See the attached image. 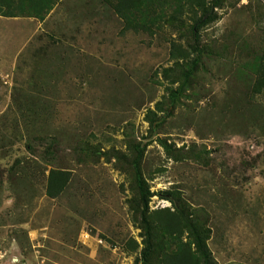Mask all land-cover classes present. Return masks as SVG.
I'll return each instance as SVG.
<instances>
[{
  "label": "rangeland",
  "instance_id": "obj_1",
  "mask_svg": "<svg viewBox=\"0 0 264 264\" xmlns=\"http://www.w3.org/2000/svg\"><path fill=\"white\" fill-rule=\"evenodd\" d=\"M214 12L201 34L211 55L169 115L164 70L172 43L192 44L188 25L125 33L108 0L0 20V264H134L143 242L116 159L132 145L145 149L151 210L172 208L164 192L181 196L204 213L218 264H264V91L241 73L264 55V0ZM150 110L166 117L158 129ZM53 169L72 173L56 199Z\"/></svg>",
  "mask_w": 264,
  "mask_h": 264
},
{
  "label": "trees",
  "instance_id": "obj_2",
  "mask_svg": "<svg viewBox=\"0 0 264 264\" xmlns=\"http://www.w3.org/2000/svg\"><path fill=\"white\" fill-rule=\"evenodd\" d=\"M63 0H0V16L6 18H34L44 22ZM108 2L124 23V32H153L163 28L164 24L182 27L189 26L192 44L184 49L172 43L170 59L173 66L164 70L169 78L166 86L169 107L168 115L175 109L178 101L191 90L192 82L203 64L208 49L202 45V30L215 16L214 10L222 8L223 0H114ZM190 17L191 23L187 22ZM244 76H255L252 87L254 93L264 91V55L257 56L241 68ZM169 74V75H168ZM172 78V79H170ZM161 84V83H160ZM177 86V87H176ZM161 103L157 104L161 111ZM150 126L160 128L166 117H155L150 110ZM153 116V117H152ZM155 117V118H154ZM160 144L170 152L166 140ZM131 154L117 153L118 161L127 162L125 173L132 182L133 198L130 201L135 226L141 231L143 249L134 264H218L209 247L211 229L205 215L193 210L181 196L164 192L162 198L172 204V208L150 209L153 194L143 172L145 149L132 145ZM103 153L93 149L87 157ZM72 179L70 171L51 170L47 184V196L56 199L63 194ZM133 252L139 244L131 239Z\"/></svg>",
  "mask_w": 264,
  "mask_h": 264
},
{
  "label": "crops",
  "instance_id": "obj_3",
  "mask_svg": "<svg viewBox=\"0 0 264 264\" xmlns=\"http://www.w3.org/2000/svg\"><path fill=\"white\" fill-rule=\"evenodd\" d=\"M34 18H6L3 16H0V20L4 21V20H11L12 22H33ZM36 20V19H35ZM1 34H3L5 36L6 39H8V33L5 31V27H1ZM7 28V27H6ZM11 28V27H10ZM8 29V28H7Z\"/></svg>",
  "mask_w": 264,
  "mask_h": 264
}]
</instances>
